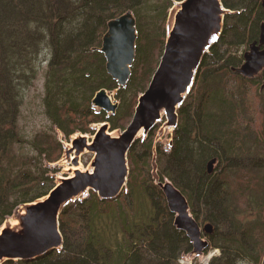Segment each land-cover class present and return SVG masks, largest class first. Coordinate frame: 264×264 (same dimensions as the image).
I'll list each match as a JSON object with an SVG mask.
<instances>
[{
  "label": "trees",
  "instance_id": "1",
  "mask_svg": "<svg viewBox=\"0 0 264 264\" xmlns=\"http://www.w3.org/2000/svg\"><path fill=\"white\" fill-rule=\"evenodd\" d=\"M175 1L0 0V226L54 186L55 168L44 162L61 156L55 130L68 138L93 133L90 125L102 121L126 128L159 63ZM221 2L233 13L225 15L218 41L177 110L171 147L154 142L158 126L136 139L127 154V184L117 197L102 200L90 190L60 213V250L2 264H179L192 246L151 176L154 148L158 181H171L198 223L213 225L204 234L205 250L218 253L208 264H264V70L252 78L233 70L243 62L240 47L258 38L264 0ZM127 11L135 18V57L120 86L100 47L107 23ZM43 64L47 126L27 138L16 119ZM101 88L116 91L114 114L92 107Z\"/></svg>",
  "mask_w": 264,
  "mask_h": 264
},
{
  "label": "water",
  "instance_id": "2",
  "mask_svg": "<svg viewBox=\"0 0 264 264\" xmlns=\"http://www.w3.org/2000/svg\"><path fill=\"white\" fill-rule=\"evenodd\" d=\"M233 11L221 0L175 1L166 22L165 42L159 63L146 90L138 96L131 121L125 129H111L108 121L93 123L92 136L75 132L69 142H62V154L51 166L62 165V173L50 191L32 202L22 204L14 213V221L6 220L0 226V264L8 260H32L51 250H60L63 236L59 215L64 208L92 190L102 199L117 197L127 184L129 166L127 154L136 139H144L162 122L157 136L166 128L172 131L178 125L177 110L191 91L202 59L218 41L225 15ZM135 18L131 11L111 19L102 37L100 51L106 60V70L120 86L130 76L135 56ZM264 69V21L259 25L256 40L248 44L243 62L234 68L236 73L252 78ZM105 88L91 99L96 111L114 114L118 102H113ZM172 142H169L171 147ZM92 153L83 167L80 157ZM216 159L207 163L210 173ZM168 210L174 215V225L189 239L192 252L201 254L208 247L204 234L213 231L206 222L200 226L189 211L183 193L170 181L157 183Z\"/></svg>",
  "mask_w": 264,
  "mask_h": 264
},
{
  "label": "rangeland",
  "instance_id": "3",
  "mask_svg": "<svg viewBox=\"0 0 264 264\" xmlns=\"http://www.w3.org/2000/svg\"><path fill=\"white\" fill-rule=\"evenodd\" d=\"M247 49H248L247 46L246 47L241 46L240 47V52L243 53ZM42 59H44V55L42 56L41 60ZM45 64L39 66V69L37 70L38 71L37 77H35V79L33 80L32 85L29 88V90H27L25 92L24 103L21 106L20 112H19L18 117L16 119V124H17L18 128L20 129L21 134L23 135V137H27L28 138L33 133H35V132H37V131H39L42 128H45L47 126V121L48 120L46 119L45 115L42 114V107H41V100H42V97H43V80H44V77H43L44 70L43 69H44V65ZM107 91H108L109 95H113V97H114L113 102H116V101L118 102V100L115 98L116 91H114V90H112V91L111 90H107ZM106 114L110 115L108 113H106ZM161 124H162V122L158 123L156 126H158V128H159L161 126ZM158 128L156 129L154 142L162 143L164 145L165 149L168 150L169 149V142L172 139V132L173 131L171 129H169V128H166L164 130V133L161 136H157ZM55 131H56V136H57V138L59 140H61L62 142H69L70 141L69 137L68 138L65 137L59 130H55ZM93 132H94V130H93ZM86 134L90 138L93 133H86ZM91 158H92V153H90V152H86V153H83L81 155L80 161H81V164L83 165V167H86L88 165V163L90 162ZM44 165L48 166L49 168H52V167L55 168L54 171H50V174L52 175L54 181L56 180V177L58 175H64L62 173L63 172L62 171V169H63L62 165L51 166L46 161L44 162ZM151 167H152L151 168V176L155 180V183L157 184L159 182L158 181L159 177H158V174H157L158 172H157V165H156L155 148L153 150V155H152V159H151ZM165 181H169V180L168 179H164V182ZM83 198H84V196H81L78 200H82ZM17 211L18 210H16L14 213H16ZM14 213L11 216L7 217L6 220L14 221ZM192 216H193V214H192ZM173 217H174V215H173ZM203 223H205V222H203ZM64 226L65 225H63V224L59 225L62 236H63V233H65V231L63 229ZM203 237H205V236L203 235ZM205 239H206V237H205ZM217 253H218L217 249H211L210 251H207V250L204 249L203 253H201V254H195L193 252L185 253L180 258L179 264H208L209 259L212 256H215ZM240 264H252V263H250L249 261H243Z\"/></svg>",
  "mask_w": 264,
  "mask_h": 264
},
{
  "label": "bare ground",
  "instance_id": "4",
  "mask_svg": "<svg viewBox=\"0 0 264 264\" xmlns=\"http://www.w3.org/2000/svg\"><path fill=\"white\" fill-rule=\"evenodd\" d=\"M156 158H157V156H156Z\"/></svg>",
  "mask_w": 264,
  "mask_h": 264
}]
</instances>
